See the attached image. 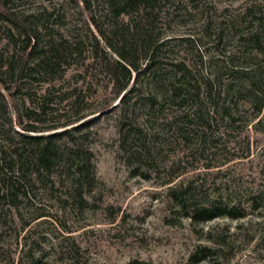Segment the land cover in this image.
Returning a JSON list of instances; mask_svg holds the SVG:
<instances>
[{
    "label": "rangeland",
    "instance_id": "374dc122",
    "mask_svg": "<svg viewBox=\"0 0 264 264\" xmlns=\"http://www.w3.org/2000/svg\"><path fill=\"white\" fill-rule=\"evenodd\" d=\"M2 1L1 12L28 17L43 37L63 44L64 56L54 70L38 68L39 82L17 81L12 91L0 82L8 107L0 111V144L9 149L19 139L7 133L9 118L19 131L24 106L50 89L57 111L47 118L78 120L67 128L86 125L92 171L82 182L83 202L75 179L57 166L54 185L18 176L12 204L10 186L3 185L11 171L0 164L1 194H8L0 199V264H264V0L166 1L155 21L138 24L162 47L153 72L134 84L125 105L113 99L100 64L94 66L93 36L101 47L104 42L81 0H7V8ZM135 32L123 39L137 43L140 54L143 41ZM17 34L0 21V55L11 54ZM175 64L201 82L220 76L214 87L220 100L206 101L202 90L203 119L164 97L159 82L171 80ZM18 86L36 96L16 93ZM152 95L159 96L154 108L146 99ZM189 183L196 204L222 199L243 216L186 215L170 188Z\"/></svg>",
    "mask_w": 264,
    "mask_h": 264
},
{
    "label": "trees",
    "instance_id": "16d2710c",
    "mask_svg": "<svg viewBox=\"0 0 264 264\" xmlns=\"http://www.w3.org/2000/svg\"><path fill=\"white\" fill-rule=\"evenodd\" d=\"M166 1L168 0H81L84 9L91 14L92 23L102 35L101 41L104 42V46L101 47L100 40L93 36L94 44L91 53L94 66L98 67L100 64L101 71L112 85L113 99H119V104H127L129 95L136 91L134 84L139 82L141 77L150 75L157 64L162 44H159L157 38H152L153 35L149 30L139 28L138 24H143V21H155L160 16V10L166 6ZM2 3L4 8L8 7L7 0H3ZM0 21L9 22L19 36L11 54L7 57L0 55V82L6 91H12L17 81L39 82L41 76L38 68L40 66L50 67L52 70L55 66H59L56 60L64 56L60 52L63 50V44L51 36L43 37L42 31L33 26L28 17L18 16L8 8V12L0 11ZM104 23H107L106 26ZM131 31H136L133 36L143 41L144 48L140 54L137 43L130 44L123 39L124 34H130ZM73 49L78 51V46H74ZM174 67L177 69L174 70L171 80L159 82L162 83L160 88L164 89L162 90L164 97L169 95L170 98L180 100L185 107H190L187 109L188 115L192 114L196 119H203L202 113L207 103L214 101L216 97L220 100L221 92L216 96L214 90L215 82L220 80V76L201 82L189 69L181 67L180 64H175ZM203 88L206 91L205 100L208 102L201 98ZM24 89L28 97L36 96V92L30 93L28 87L18 86L15 92L19 93ZM77 90L74 88L71 94ZM51 94V90L48 89L40 100L34 102L33 98L31 99L34 103L33 107L24 106L19 116L21 125L19 131L14 129L13 118L10 117L8 120L10 129L7 133L14 132L19 137L17 141L14 140L15 137L12 138L13 143L9 149L4 144H0V164L3 169L7 166L11 171L10 176L3 179V185L10 186L7 190H10V195L14 196L10 202L12 204L16 203L19 194L11 192V189L21 181L20 176L28 178L30 182L31 180H48L54 185L55 182L52 181L51 176L57 166L62 167L61 174L65 172L72 175L78 184L76 196L80 201H84L81 193L82 182L90 178L92 171V154L85 141L86 135L81 131L86 125L81 123L67 128L78 120L61 123L59 114L48 119L47 116L50 113L53 115L57 111L52 105L54 100ZM146 99L154 108L159 96L152 95ZM222 109L223 113L232 115L229 106H224ZM7 110L5 96L0 90V111L6 113ZM230 118L235 120L234 117ZM61 128L65 129L59 131ZM12 164L17 168L16 171L15 168L13 170ZM24 166H27L26 171H22ZM191 187L190 183L185 187H171L170 194L178 207L193 219L210 221L220 217L243 216L244 210H238L236 204H229L222 199L213 200L207 205L196 204L190 195ZM1 190L0 188V199L4 200L8 194L7 192L1 194ZM24 195L27 196V193L25 192Z\"/></svg>",
    "mask_w": 264,
    "mask_h": 264
}]
</instances>
